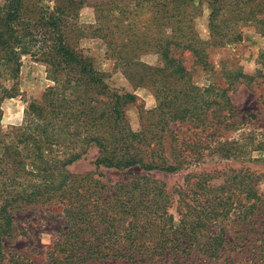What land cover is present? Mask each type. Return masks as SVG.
Segmentation results:
<instances>
[{
	"label": "rangeland",
	"instance_id": "obj_1",
	"mask_svg": "<svg viewBox=\"0 0 264 264\" xmlns=\"http://www.w3.org/2000/svg\"><path fill=\"white\" fill-rule=\"evenodd\" d=\"M136 1L73 0L76 13L69 11V0H32L34 6L37 5V10L53 12L56 7L66 9L67 12H62V15L66 16L65 28L70 45L92 59L94 67L106 75L105 83L111 89L136 97L134 103L123 108L132 132L147 129L156 119L154 112L158 102L149 80L151 74L157 75V69L163 66L161 58L156 53L145 52L140 53L130 66L117 64L115 53L109 49L102 37L103 33H96L94 29L98 24L99 14L104 22L112 25L115 22H109L120 13L116 5L122 2L123 5L134 8ZM6 2L7 0H0V12ZM189 2L191 4L186 7L185 24L193 27L196 37L205 43L202 53L206 65L196 63L197 58L190 50L178 51L175 56L190 72L193 85L203 90L209 89L205 97L210 102L222 103L221 95L225 92L233 110L228 112L225 109L221 111L223 114L220 117H215L210 112L217 106L205 105L208 108V121L214 120L213 126L209 125L206 129L179 123L171 126L164 141V149L170 156L183 140L185 142L191 138L200 144L191 146L186 142L188 145L183 146L186 152L181 156H186V162L181 170L147 172L139 166L125 170L97 167L95 160L100 150L96 146L75 149H80L82 158L66 169L74 175H89L99 182V187L105 186L103 200L117 199L112 197L116 195L117 186L129 183L135 177H149L150 180L159 182V187H163L170 198L165 207L168 215H162L158 211L161 212L156 221L159 232H163L165 225L167 230L174 225L175 228H183V234H188L184 224H180L179 208L183 214L188 212L190 215L184 221L194 220L195 224L198 222V214L195 212L199 209V203L209 198L195 187L199 181L209 182L216 190L210 194L216 198H230V214L214 215L215 219L196 224L200 244L195 248L190 247L188 238L177 235L179 242H166L164 249L155 250L158 238L155 234L152 239H143L149 244L146 251L149 259L144 263H135L125 258H107L78 264H264V78L259 75L264 73V11L261 12L264 0H246L241 3L238 0ZM97 6L100 7L99 10ZM136 11L128 14L130 9H126L123 15L124 26L135 18L140 27L144 28L142 22L153 18L146 15L145 9ZM30 16L34 17L32 14L27 17ZM175 21L173 18L166 21L169 24L166 25L167 31L171 32ZM33 31L38 34L35 28ZM168 35L171 34L167 32L158 36L166 38ZM122 38L119 37L118 40L121 41ZM38 48L36 45L31 53L19 56L17 78H0V149L2 143L9 144L15 154L23 150V146L16 144L13 130L25 125L27 105L33 100H39L55 84L41 55H35ZM243 74L252 80L244 82L239 77ZM167 83L175 87L179 85L172 77L168 78ZM69 147L61 145L59 149H54L53 155L65 160L66 157L62 154L65 151L71 152L73 146ZM9 165V162L4 165L0 161V170ZM31 170L29 163L20 169L18 179L23 185L16 186L17 192H22L23 189L30 191L32 184L41 181L39 174H31ZM251 190L256 198L251 193L248 194ZM39 192L43 191L40 189ZM3 200L0 195V207ZM254 202L257 203L256 208L250 209ZM65 208L59 201H37L32 205L8 207L12 223L9 231L1 234L4 257L0 264H63V249L70 236L67 235L69 225ZM216 209L218 212L222 210ZM169 216L172 219L166 220ZM121 224L127 225V221ZM144 224L142 221V228L139 230L138 236L141 238L146 235ZM171 233L169 230V237ZM218 236L219 242L214 243L212 240ZM102 241L103 239L99 243ZM204 242L207 243L206 248L203 246ZM107 244L109 243H104Z\"/></svg>",
	"mask_w": 264,
	"mask_h": 264
},
{
	"label": "trees",
	"instance_id": "obj_2",
	"mask_svg": "<svg viewBox=\"0 0 264 264\" xmlns=\"http://www.w3.org/2000/svg\"><path fill=\"white\" fill-rule=\"evenodd\" d=\"M189 1L137 0L134 8L120 2L116 5L119 16L109 22L114 24L104 22L100 14L97 17L98 24L94 30L103 33L102 37L109 49L115 53L117 64L130 66L140 53L145 52L158 54L163 64L157 69V75L151 74L149 80L158 102L154 112L156 119L147 129L132 132L123 108L134 103L136 97L111 89L105 83L106 75L94 67L92 59L70 45L65 28L66 16L62 15L67 10L56 7L53 12H46L43 9L37 10L32 0H7L0 12V78H17L19 56L31 53L37 45L39 48L35 55H41L55 84L39 100L29 102L25 110V125L13 130L15 142L22 145L23 150L15 154L12 146L1 144L0 161L4 165L9 162L10 165L0 170V195L4 199L0 207V262L4 257L1 234L7 233L12 223L7 208L15 205L59 201L66 207L69 225L67 235L70 236L63 249V264L107 258H125L135 263H144L149 259L146 254L149 244L143 239H152L157 234V246L154 249L161 250L166 242H179L177 235H180L188 238L190 247L195 248L200 244L196 224L215 219L214 215L224 216L225 213L229 216L232 205L230 198H216L210 194L216 191L210 183L199 181L195 187L209 198L199 203V209L195 212L198 214V222L184 221L190 215L188 212L183 214L179 208L180 224H184L188 234H183L184 229L175 228L174 225L168 230L165 225L163 232H159L156 222L158 213L168 215L165 207L170 200L163 187H159V182L149 177H135L129 183L117 186L116 195L112 196L117 199L103 200L105 186L99 187V182L89 175H74L66 169L82 158L80 149H75L96 146L100 150L95 160L97 167L125 170L139 166L147 172L181 170L186 162V156H181L186 152L183 146L200 144L191 138L185 142L183 140L170 156L164 149V141L171 126L179 123L206 129L215 124L213 119L208 121L207 107L217 106L210 112L215 117H220L223 114L221 111L225 109L228 112L233 110L225 92L221 95L222 103L210 102L205 97L209 89L203 90L193 85L190 72L175 56L178 51L190 50L197 58L196 63L206 65L202 53L205 43L196 37L193 27L185 24L186 7L191 4ZM243 1L246 0H238L240 3ZM69 2V11L77 13L73 0ZM126 9H130L128 14L145 9L146 15L153 18L142 22L144 28L140 27L135 18L124 26L123 15ZM29 14L34 17H27ZM169 18L176 20L171 26V32L166 27ZM34 28L38 34H34ZM167 32L171 35L166 38L158 36ZM119 37H123L121 41ZM259 75L264 78V73ZM171 77L179 83L178 87L167 83ZM239 77L244 82L252 80L244 74ZM64 144L73 148L71 152H63L66 158L61 160L53 153L55 148L59 149ZM27 163L31 166V174H39L41 181L32 184L30 191L23 189L17 192L16 186L23 185L18 179L20 169ZM40 189L43 192H39ZM250 193L256 198L252 190ZM256 205L254 202L250 209H255ZM216 208L222 210L218 212ZM167 218L172 219V216ZM126 221L127 225L121 224ZM142 221L145 222L143 226L146 230L143 238L139 237ZM169 230L172 232L171 237ZM219 237L212 241L219 242ZM101 239L103 241L99 243ZM203 246L206 248L207 243L204 242Z\"/></svg>",
	"mask_w": 264,
	"mask_h": 264
}]
</instances>
